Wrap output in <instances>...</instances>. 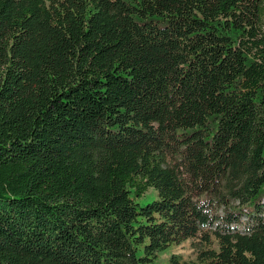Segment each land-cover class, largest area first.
<instances>
[{
    "label": "trees",
    "instance_id": "1",
    "mask_svg": "<svg viewBox=\"0 0 264 264\" xmlns=\"http://www.w3.org/2000/svg\"><path fill=\"white\" fill-rule=\"evenodd\" d=\"M194 239L264 264V0H0V264Z\"/></svg>",
    "mask_w": 264,
    "mask_h": 264
},
{
    "label": "rangeland",
    "instance_id": "2",
    "mask_svg": "<svg viewBox=\"0 0 264 264\" xmlns=\"http://www.w3.org/2000/svg\"><path fill=\"white\" fill-rule=\"evenodd\" d=\"M155 197L154 190L150 189L145 196L136 198V201L143 206L150 203ZM200 249H202V246L198 243V240H187L180 245L169 248L160 255L159 260L155 264H167L171 256H178L180 264H197L196 256Z\"/></svg>",
    "mask_w": 264,
    "mask_h": 264
}]
</instances>
